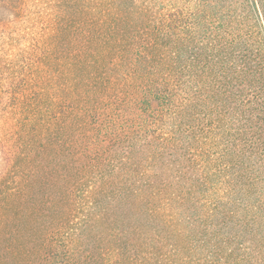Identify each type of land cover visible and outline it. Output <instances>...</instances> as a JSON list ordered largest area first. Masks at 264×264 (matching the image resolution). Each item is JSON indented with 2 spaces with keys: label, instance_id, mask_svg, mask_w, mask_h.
Instances as JSON below:
<instances>
[{
  "label": "trees",
  "instance_id": "obj_1",
  "mask_svg": "<svg viewBox=\"0 0 264 264\" xmlns=\"http://www.w3.org/2000/svg\"><path fill=\"white\" fill-rule=\"evenodd\" d=\"M48 2L7 87L0 264H264V0Z\"/></svg>",
  "mask_w": 264,
  "mask_h": 264
},
{
  "label": "rangeland",
  "instance_id": "obj_2",
  "mask_svg": "<svg viewBox=\"0 0 264 264\" xmlns=\"http://www.w3.org/2000/svg\"><path fill=\"white\" fill-rule=\"evenodd\" d=\"M25 3L19 18L14 17L12 11L0 14V87H3L0 94V137L3 138H10L17 131L13 101L8 98L10 90L7 87L16 66L18 50L28 47L30 37L39 38L44 30L51 31L47 23L48 0H26Z\"/></svg>",
  "mask_w": 264,
  "mask_h": 264
}]
</instances>
